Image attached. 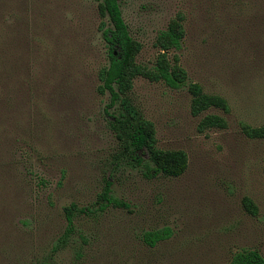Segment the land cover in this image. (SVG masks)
Here are the masks:
<instances>
[{"label": "rangeland", "instance_id": "374dc122", "mask_svg": "<svg viewBox=\"0 0 264 264\" xmlns=\"http://www.w3.org/2000/svg\"><path fill=\"white\" fill-rule=\"evenodd\" d=\"M98 2L0 0V264H234L244 248L264 257V139L241 129L264 125V0H119L147 66L181 12L185 36L169 55L229 105L192 115L187 85L134 79L127 95L157 146L187 154L176 177L147 171L108 126ZM207 113L226 127L199 131ZM106 181L120 203L101 208ZM147 232L162 238L150 245Z\"/></svg>", "mask_w": 264, "mask_h": 264}, {"label": "trees", "instance_id": "16d2710c", "mask_svg": "<svg viewBox=\"0 0 264 264\" xmlns=\"http://www.w3.org/2000/svg\"><path fill=\"white\" fill-rule=\"evenodd\" d=\"M97 6L99 15L104 19L101 20L102 38L108 53V63L98 71L100 83L97 90L100 94L109 95V101L105 105V110L110 116L108 126L119 141L122 151L128 153L139 165H143L147 171L172 177L179 176L187 167V154L180 149H163L157 146L153 122L141 115L127 95L133 87L134 79L141 76L150 81H164L174 88L187 85L191 95L192 115H199L211 107L227 112L228 102L219 94L205 92L198 82H187V72L181 66L178 54L174 52L169 55L171 50L180 49L181 41L185 36L184 16L181 12L170 19L167 27L158 33L155 44L159 52L154 64L147 66L136 60L141 44L130 35L122 16L119 0H99ZM224 127H226L225 119L215 113L205 114L198 123L199 131ZM241 129L250 138L264 139V125L251 126L243 123ZM140 151L147 153L146 161L138 155ZM110 184L106 181L98 194L101 208L108 204L120 203L110 194ZM243 205L249 213L257 212L256 204L250 198L245 197ZM65 210L68 224L71 225L72 208L69 206ZM143 238L148 244L154 245L162 235L157 232H147ZM233 258L234 264H264V257L257 250L252 249H240Z\"/></svg>", "mask_w": 264, "mask_h": 264}]
</instances>
